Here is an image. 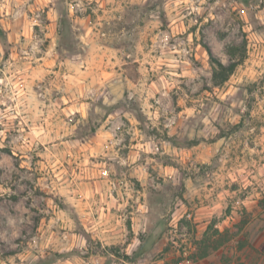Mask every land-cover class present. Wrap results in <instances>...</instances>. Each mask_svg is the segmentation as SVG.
Here are the masks:
<instances>
[{
    "label": "rangeland",
    "instance_id": "374dc122",
    "mask_svg": "<svg viewBox=\"0 0 264 264\" xmlns=\"http://www.w3.org/2000/svg\"><path fill=\"white\" fill-rule=\"evenodd\" d=\"M0 26V264H216L264 208V0H0ZM207 48L243 57L223 84Z\"/></svg>",
    "mask_w": 264,
    "mask_h": 264
},
{
    "label": "crops",
    "instance_id": "0c3cea01",
    "mask_svg": "<svg viewBox=\"0 0 264 264\" xmlns=\"http://www.w3.org/2000/svg\"><path fill=\"white\" fill-rule=\"evenodd\" d=\"M244 206L241 215L252 217L245 227H234L240 216L235 210L216 225L220 237L228 235L216 246V264H264V208L257 197L247 198Z\"/></svg>",
    "mask_w": 264,
    "mask_h": 264
},
{
    "label": "trees",
    "instance_id": "16d2710c",
    "mask_svg": "<svg viewBox=\"0 0 264 264\" xmlns=\"http://www.w3.org/2000/svg\"><path fill=\"white\" fill-rule=\"evenodd\" d=\"M0 38H6L5 31L0 26ZM208 54L212 62L215 64L216 71L214 73L213 81L216 85H220L225 83L230 76L234 73L236 67L242 61L243 57L240 59L239 62L232 63L230 66H225L222 62L216 60L212 51L207 48ZM230 56L233 57V54L230 53Z\"/></svg>",
    "mask_w": 264,
    "mask_h": 264
}]
</instances>
